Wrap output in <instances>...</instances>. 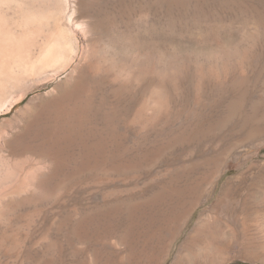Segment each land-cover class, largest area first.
<instances>
[{"label": "rangeland", "instance_id": "374dc122", "mask_svg": "<svg viewBox=\"0 0 264 264\" xmlns=\"http://www.w3.org/2000/svg\"><path fill=\"white\" fill-rule=\"evenodd\" d=\"M102 8L135 55L0 115V264H264V0Z\"/></svg>", "mask_w": 264, "mask_h": 264}, {"label": "bare ground", "instance_id": "6f19581e", "mask_svg": "<svg viewBox=\"0 0 264 264\" xmlns=\"http://www.w3.org/2000/svg\"><path fill=\"white\" fill-rule=\"evenodd\" d=\"M107 1L0 0V115L30 94L62 95L61 85L65 88L77 76L79 90L85 89L92 79L85 71L90 66L100 74L109 49L121 57L139 50L136 36L125 40L109 30L102 8ZM43 160L50 173L38 168L36 174L44 185L56 168L47 156Z\"/></svg>", "mask_w": 264, "mask_h": 264}]
</instances>
